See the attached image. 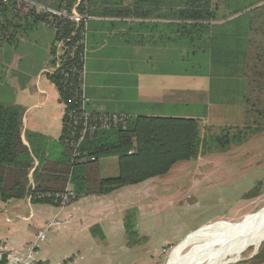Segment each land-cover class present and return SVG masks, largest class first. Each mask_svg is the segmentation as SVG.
<instances>
[{
  "label": "crops",
  "instance_id": "0c3cea01",
  "mask_svg": "<svg viewBox=\"0 0 264 264\" xmlns=\"http://www.w3.org/2000/svg\"><path fill=\"white\" fill-rule=\"evenodd\" d=\"M28 1L48 9L55 8L57 3ZM133 1L91 0L99 15L91 16L87 25L86 110L132 117L197 119L202 114H196L189 106L202 104L203 97L210 93V82L208 77L188 76L184 69L171 70L167 56L172 49L169 30L165 32L164 26L159 32L154 30L156 24L170 21L103 15L107 8L131 6ZM12 4L8 11L0 13V24H4L0 31L1 92L24 109V145H28L26 133L42 136L47 142L57 141L62 133L65 107L45 71L50 65L56 33L41 19L27 30L25 24L30 20H26V13ZM140 24H149L151 29ZM180 60L176 61L178 66ZM99 168L101 178L118 175L116 158L101 160ZM170 171L108 195L78 197L65 207L34 203L29 197L0 201V260H7L9 253L15 254V260L26 258L27 245L43 233L44 241L34 254L38 263L154 264V248L168 245V240L153 243L150 215L158 212L154 206L158 196L167 190L163 179ZM66 191L72 192V187L69 185ZM128 216L136 233L131 238L124 229Z\"/></svg>",
  "mask_w": 264,
  "mask_h": 264
},
{
  "label": "trees",
  "instance_id": "16d2710c",
  "mask_svg": "<svg viewBox=\"0 0 264 264\" xmlns=\"http://www.w3.org/2000/svg\"><path fill=\"white\" fill-rule=\"evenodd\" d=\"M211 1L134 0L131 6L107 8L103 15L169 20V24H156L154 30L159 32L163 26L165 32L169 30L171 48L185 51L180 57L184 74L208 77L213 101L216 97L220 106L235 96L234 104L239 98V102L247 106L250 95H255L258 106L245 111L243 126L226 127L219 134L202 136L198 120L193 118L125 115L123 128L98 130L92 137L74 145L76 138L71 135L79 129L74 130L67 114L81 106L79 94L75 95L79 75L68 74L66 78L65 74L72 67L80 71V48L75 58L67 59L59 69L48 74L65 107L59 140L47 142L42 136L26 133L28 145H24V109L10 100L0 103V201L7 203L29 197L34 203L59 205L54 198L39 200L36 197L63 194L69 185L75 199L108 195L122 187L162 177L174 165L197 159L203 151L224 153L232 146L243 145L253 134L263 132L264 4H259L264 0L259 3L256 0H222L221 10L216 5L213 8ZM13 2L15 4V0L0 2V13L8 11ZM56 2L52 9L70 10L76 0ZM79 11L90 16L99 15L91 0ZM36 14V10L25 14L26 20L31 21L25 24L27 30L33 29L34 22L41 19L54 28V42L69 38L73 31L69 22ZM140 25L147 27L149 24ZM147 28L150 30L151 26ZM75 40L76 37L70 36L68 45ZM50 50V54H56L55 45ZM225 97L227 99H223ZM251 123L257 126L252 128ZM76 153L80 155L78 158L74 156ZM111 157L117 159L118 175L101 178L100 161ZM81 158L92 161L80 162ZM130 219L128 216L124 226L128 238L136 236ZM1 260L6 261L5 258Z\"/></svg>",
  "mask_w": 264,
  "mask_h": 264
},
{
  "label": "rangeland",
  "instance_id": "374dc122",
  "mask_svg": "<svg viewBox=\"0 0 264 264\" xmlns=\"http://www.w3.org/2000/svg\"><path fill=\"white\" fill-rule=\"evenodd\" d=\"M221 1L212 0V7L217 6L221 10ZM256 1L259 3L261 0ZM263 4L264 1L259 5ZM219 14L222 15V12ZM3 28L0 24V29ZM56 42H53L54 45ZM2 43L3 38L0 39V47ZM184 54L185 51L174 48L167 53L171 59L172 71L184 69L182 65L176 64ZM58 56L50 54V65L46 72H52ZM2 90L0 88V103L8 102V96ZM244 94L246 97L247 94ZM250 96L247 106H243L239 98L236 100L239 103L234 104L235 96L219 106L216 97L213 101L212 94L203 97V105L201 102L195 106L190 105L189 109L202 114L196 119L200 134L216 135L223 128L243 126L245 111L250 107L254 110L258 106L255 95ZM256 126L257 124L251 123L252 128ZM163 182L167 190L156 200L154 208L158 212H152L150 216L153 217L152 234H155L153 243L159 244L165 238L168 245H157L154 248V264H166L172 249L202 226L246 223L264 214V131L253 134L243 145L232 146L224 153L203 151L197 159L179 163ZM225 264H264V241L246 244L238 253L230 255Z\"/></svg>",
  "mask_w": 264,
  "mask_h": 264
},
{
  "label": "built area",
  "instance_id": "2783aa9c",
  "mask_svg": "<svg viewBox=\"0 0 264 264\" xmlns=\"http://www.w3.org/2000/svg\"><path fill=\"white\" fill-rule=\"evenodd\" d=\"M2 3H7V0H0ZM17 9L22 13H30L35 9L39 10V14H45L49 17H58L69 22L73 28V31L69 35V38L65 37L60 39L55 43V52L58 54V60L55 66H53L52 74L56 69H59L67 59L75 58V54L78 49L81 48L80 62L82 63L80 71H77L75 68H69L65 77L68 78V74H78V85L75 95L78 97V94L81 99V106L72 112L67 114L68 118L71 120L72 125L75 129H79L77 133L73 132L71 137L76 138L74 145H78L81 141L86 138L92 137L98 130H110L114 128H123L126 125L127 117L123 114H114V113H91L88 112L85 108L84 101V76H85V62L87 57V25L92 17L87 13H81L79 11L80 7L86 8L87 0H76V3L72 6L70 10L59 9L52 10L44 7L37 6L35 3L28 0H15ZM52 26L56 27V24L51 22ZM80 29V31H78ZM70 36L76 37L77 40L68 45L70 41ZM74 156L77 158L80 156L76 153ZM80 162L92 161V159L81 158ZM39 200L42 199H51L54 198L58 202L60 207H65L75 200V195L72 192H65L63 194H45L38 195L36 197ZM45 235L42 233L37 236L36 240L27 245V255L24 259H14L15 254L9 253L7 255V260L4 262L0 260V264H39L34 259V254L37 249L40 247V244L44 241ZM9 260V261H8ZM13 260V261H12ZM12 261V262H11Z\"/></svg>",
  "mask_w": 264,
  "mask_h": 264
},
{
  "label": "bare ground",
  "instance_id": "6f19581e",
  "mask_svg": "<svg viewBox=\"0 0 264 264\" xmlns=\"http://www.w3.org/2000/svg\"><path fill=\"white\" fill-rule=\"evenodd\" d=\"M264 241V214L246 223L202 226L169 254L166 264H225L246 244Z\"/></svg>",
  "mask_w": 264,
  "mask_h": 264
}]
</instances>
